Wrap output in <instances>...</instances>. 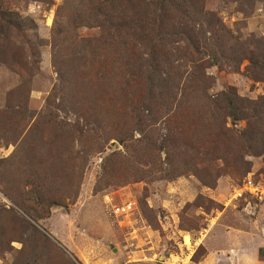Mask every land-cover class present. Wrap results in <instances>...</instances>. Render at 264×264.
<instances>
[{"label": "rangeland", "instance_id": "obj_1", "mask_svg": "<svg viewBox=\"0 0 264 264\" xmlns=\"http://www.w3.org/2000/svg\"><path fill=\"white\" fill-rule=\"evenodd\" d=\"M144 1L1 0L0 264H264V0Z\"/></svg>", "mask_w": 264, "mask_h": 264}, {"label": "trees", "instance_id": "obj_2", "mask_svg": "<svg viewBox=\"0 0 264 264\" xmlns=\"http://www.w3.org/2000/svg\"><path fill=\"white\" fill-rule=\"evenodd\" d=\"M2 6L3 5H1L0 0V32L4 29L9 28H12L18 32H23L25 29H30L29 26L31 23L29 21H24L20 19L15 13L4 10ZM190 9L191 7L189 6L188 0H150V2L148 3L144 1V26L148 29V31H146L147 33H145L141 42L144 43L145 41H147L146 47L150 48V44H152V40L149 39L150 32H154V28L157 27L161 31L162 29L164 30V21L179 22L180 18L182 17L188 18L189 15L187 13ZM173 12H176V15L173 14ZM169 15L173 17V21L170 20L171 18L169 17ZM149 26L151 29H149ZM183 34L184 39H186V41L192 40L189 46L193 50L197 51L198 42L196 40L190 39L191 33L188 32ZM159 40L160 39H156L155 41ZM174 42L178 43L179 41H174V39L171 40L170 46H172V43ZM155 56H157L156 50L152 51L149 54V56L147 57L149 59L145 62V66L149 69V72L151 74L148 77V81L151 85H153L157 80H159L160 77L158 74L161 73V71H159V68L151 64L152 62L157 63L155 60ZM152 75L154 78H151ZM226 107L229 110V114L232 119H235L236 121L243 120L245 118L248 119L246 113L241 109V104L237 103L236 101H226ZM152 109L151 106L150 108L145 109V111L140 108H133L132 112H134V114H137L136 118H139L136 119V123L140 124L142 119H144L145 117L149 118L151 116V113L153 112ZM145 112H147V116H144Z\"/></svg>", "mask_w": 264, "mask_h": 264}, {"label": "built area", "instance_id": "obj_3", "mask_svg": "<svg viewBox=\"0 0 264 264\" xmlns=\"http://www.w3.org/2000/svg\"><path fill=\"white\" fill-rule=\"evenodd\" d=\"M124 211H125V208H124Z\"/></svg>", "mask_w": 264, "mask_h": 264}]
</instances>
